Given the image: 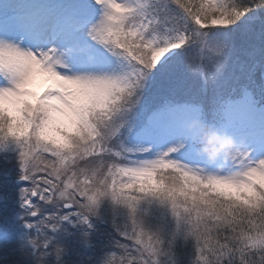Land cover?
<instances>
[{"label": "snow or ice", "instance_id": "6c2138e0", "mask_svg": "<svg viewBox=\"0 0 264 264\" xmlns=\"http://www.w3.org/2000/svg\"><path fill=\"white\" fill-rule=\"evenodd\" d=\"M0 160V264H264V0H0Z\"/></svg>", "mask_w": 264, "mask_h": 264}, {"label": "clouds", "instance_id": "9594fccd", "mask_svg": "<svg viewBox=\"0 0 264 264\" xmlns=\"http://www.w3.org/2000/svg\"><path fill=\"white\" fill-rule=\"evenodd\" d=\"M193 130L199 129V151L211 160L227 156L236 148L235 138L225 130L216 128L210 124L198 120L190 125Z\"/></svg>", "mask_w": 264, "mask_h": 264}, {"label": "rangeland", "instance_id": "374dc122", "mask_svg": "<svg viewBox=\"0 0 264 264\" xmlns=\"http://www.w3.org/2000/svg\"><path fill=\"white\" fill-rule=\"evenodd\" d=\"M257 79H259V73H257ZM175 94L181 99H195L197 102H201L205 105V108L209 107V98L203 93L199 92L198 82H194L193 78H184L182 75L177 77L176 83L174 85ZM34 90H41V81L37 80L34 85ZM167 86H161L157 83L149 87L147 92L143 97L145 104H154L161 95L166 94ZM2 160H0V165H2ZM119 239V237H117ZM127 242V241H123ZM3 254L0 253V256Z\"/></svg>", "mask_w": 264, "mask_h": 264}]
</instances>
